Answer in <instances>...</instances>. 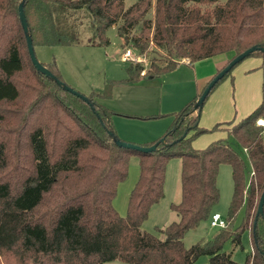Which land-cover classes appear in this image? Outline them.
I'll return each instance as SVG.
<instances>
[{"label":"trees","instance_id":"obj_1","mask_svg":"<svg viewBox=\"0 0 264 264\" xmlns=\"http://www.w3.org/2000/svg\"><path fill=\"white\" fill-rule=\"evenodd\" d=\"M22 1L34 46L76 43L78 26L72 19L86 11L93 27L90 45H109L107 32L116 25L125 49L148 57L149 66L130 62L125 78L107 79L102 91L83 94L84 100L33 64L20 19ZM253 46L257 50L246 58L262 59V99L248 115L212 128L200 124L206 100L225 79L233 80L242 60L215 84L202 107L196 103L210 80L171 114L160 138L141 144L164 139L155 150L116 143L120 137L113 117L119 113L99 99L111 98L117 84L168 73L186 59L193 65L231 53L228 65ZM261 48L264 0H138L127 8L125 0H0V264H196L201 256H208L209 264H264V213L258 214L264 191V126L257 124L264 118ZM44 64L64 81L54 60ZM224 125L227 137L194 147L199 136ZM132 156L139 158L140 172L122 216L113 201L128 177ZM172 158L182 161L181 200L171 204L178 220L157 227L160 237L142 225L164 197ZM222 163L232 167L234 182L226 227L212 240L188 247L186 233L210 221L220 199ZM246 230L253 251L242 263L224 251V244L228 239L239 244Z\"/></svg>","mask_w":264,"mask_h":264},{"label":"rangeland","instance_id":"obj_2","mask_svg":"<svg viewBox=\"0 0 264 264\" xmlns=\"http://www.w3.org/2000/svg\"><path fill=\"white\" fill-rule=\"evenodd\" d=\"M137 1L138 0H125V7H130ZM78 13L79 14H75V17L72 19L73 23L78 26V32H76L78 41H76V43L71 45L59 46L36 45L35 53L37 59L42 63H49L54 60L64 82L80 93L88 95L92 90L102 91L104 83L107 79L119 80L125 78L127 76V67L130 65V61L124 59L125 47L123 46L122 38L118 34L116 25L111 27L107 32L110 39L109 45H90L88 43V40L93 36L91 17L86 11H84V13L82 11ZM135 52L137 51L135 50ZM227 55L230 59L231 53H228ZM145 59L146 60L143 61V63H145L146 66H149V58L145 57ZM250 59L254 58L252 57ZM214 60L216 61L215 58L212 60L204 59L203 61L205 62H201L200 65H197L199 66V70L202 68V71L200 72L202 73L210 70L211 64H209L210 62L208 61ZM196 63L197 62H195L194 64L196 65ZM192 67V65L180 63L177 69H174L173 71L153 78L144 79L143 81L147 82V86L145 87H148L145 90H149L151 92L155 91L160 97L159 103L156 105V108H162V110L156 111L157 113H155L154 115L159 114L161 117L143 119L139 118V116L141 115H135V120L116 117L114 125H116L115 128H117V132L118 126L116 122L124 121L129 123H139V125L126 126L139 127L144 130L158 131L164 128V131L162 132L163 135L167 128L170 126L172 119L174 118L170 115V112L180 111L186 105L185 103L180 104V102H182V100L184 99L187 100L186 98L190 96L188 87L192 81V84H195V79L187 76L195 74L194 68ZM258 71L259 70H256L254 72L258 73ZM254 75L255 76L251 77V80L244 78V80L240 82V85L243 87V89L241 92L242 87H240L239 97L238 95H235L234 104L232 101L229 107H226L227 103L226 101L224 102L225 110L222 111L223 114H228L230 110H233L234 117L232 118H235L236 120L238 118V120L242 118L241 116L244 114L243 112L245 106L247 110L251 101L254 100L256 87L258 89L259 80H257L256 84L255 77L257 74ZM189 80H191V82H188ZM205 82L206 81H203L202 83L197 80L196 83L198 85V92L201 91L202 88L206 85ZM237 85L240 86L239 82ZM143 89L144 88H142V90ZM257 92H259V89ZM115 93H117V95H114L108 99L101 98L99 99V102L103 103L107 107L113 108L112 106H115L120 97L116 90ZM176 102H179V104H176ZM165 110L173 111L165 112ZM136 116H138V118H136ZM224 127L227 128L228 126L226 125ZM229 128H231V126H229ZM226 131L217 130L214 132H210L207 135L205 134L201 136L196 140L195 147L205 148L212 141L220 139L223 136L227 137L228 131ZM162 135H160V137ZM208 135L212 136L211 140H209ZM229 138L234 147H236L240 151V153L244 157H246V153L243 151L237 141H235L232 136H229ZM150 142L152 141H148L146 143ZM133 143L139 144L137 143V141H133ZM181 166L182 161L180 158H172L168 162L166 169L164 197L160 200L159 204L156 206V208H154L153 211L150 210L148 219L142 225V230L153 232L160 237H163V235L156 231V228H163L170 224L172 221L178 220V215L174 211H172L171 204L178 203L181 200ZM139 172V158L137 156H132L130 159L128 177L119 184L117 195L113 201L115 208L122 216L126 215L129 195L136 181L138 180ZM217 184L220 190V199L215 205L213 212L220 213L221 216L226 219L234 190L232 167L229 164L222 163L220 165ZM243 215L244 209L240 211V214L238 215L235 222V226L239 225L243 218ZM220 229L221 228L212 227L210 221L208 220L201 223L197 229L188 231L184 237V243L188 247L197 242L205 243L209 240H212L217 235V233L220 232ZM224 251H226L227 253H231L232 258L235 261L242 263L245 262L247 256L253 251L250 232L246 230L242 234L241 242L239 244H234L231 239H228L224 244ZM105 264L129 263L116 260L107 262ZM196 264H209L208 256H201L196 261Z\"/></svg>","mask_w":264,"mask_h":264},{"label":"crops","instance_id":"obj_3","mask_svg":"<svg viewBox=\"0 0 264 264\" xmlns=\"http://www.w3.org/2000/svg\"><path fill=\"white\" fill-rule=\"evenodd\" d=\"M214 58L216 59V61L215 60L208 61L210 62L209 64L212 65V68L210 65V70H208L207 72H202V73L200 72L202 71V68L199 70L198 69L199 66L197 65H200L201 62L203 63L205 61L203 60L198 61L196 65L195 64L192 65L187 62H184L186 64L193 66L192 68H194L195 74L188 75L187 77H190L192 79L194 78L195 84H192L193 81L191 82V80L188 81V82H191L188 87L190 96L186 98L187 100L185 99L182 100L180 104L188 103L198 94V90H197L198 85L196 83L197 80L202 83L203 81H206L205 83L207 84L208 81L211 80L212 77H214L217 71L223 68L229 60V56L225 53L218 54L216 56L207 58L205 60H208V59L212 60ZM250 58L252 57L246 58L238 66L235 67V69L233 70L234 74L232 73L233 80L231 76L228 77L212 92V94H210V96L208 97V99L206 100L202 108V114H201V119H200V124L202 126L206 128H212L217 122H225V121H232V120H234V122L239 121L238 120L239 118L237 120L235 118H232L234 117L233 110H230L228 114L222 113V111L225 110L224 102L226 101L227 103L226 107L227 106L229 107L232 101L234 104L235 95L236 96L238 95L239 97L240 87H242L240 85V82H242L244 78L251 80L252 79L251 77L255 76L254 74H257L255 77L256 84H257V80H259L258 82L259 92H257L258 89L256 87L254 100L251 101V103L249 104V108L247 110L245 106V109L243 112L244 114L241 117L243 118L246 115H248L254 108H256L260 104L261 99H262V84L261 83L263 81V71L260 68L262 59L256 56H253L254 59H250ZM256 70H259L258 73L254 72ZM186 74H187V71H186ZM238 82L240 86L237 85ZM146 84L147 82L142 80L134 84H123V83L117 84L114 87L113 96L117 95V93H115V90L120 95L119 100L116 102L115 106H112L113 108L109 107L110 109H113L114 111L119 113L113 117L114 124H115L116 117L135 120L134 119L135 115H141V116L154 115L155 113H157L156 111L162 110V108H158V109L156 108V105L159 103V99H160V97L157 95V92L155 91L151 92L149 90H145L148 88V87H145L147 86ZM142 88L144 89L142 90ZM242 89L243 87L241 88V92H242ZM161 101H162V95H161ZM176 104H179V102H176ZM235 108H236V104H235ZM167 111L170 112L173 110H165V112ZM170 113L172 114L174 112H170ZM136 118H138V116H136ZM116 124L118 126V135L120 138L126 141H132V142L137 141V143L139 144H146V142L148 141H154L155 139L159 138L160 135H162V132L164 131V128L158 131H150V130H144L139 127L126 126V125H139V123H129V122H124V121H119V122H116ZM224 126H222L223 130H225ZM207 134L208 133H206V135ZM201 136H199L198 138H200ZM208 137H209V140H211L212 136L208 135ZM222 138H225V137L223 136ZM197 139L193 141L194 147H195V142ZM158 204L159 203L155 204L152 207L151 211H153L154 208H156Z\"/></svg>","mask_w":264,"mask_h":264},{"label":"water","instance_id":"obj_4","mask_svg":"<svg viewBox=\"0 0 264 264\" xmlns=\"http://www.w3.org/2000/svg\"><path fill=\"white\" fill-rule=\"evenodd\" d=\"M19 13H20L21 23L23 25L24 32H25L26 38H27V45H28L29 54H30L31 60H32L33 64L35 65V67L37 68V70H39L42 73L46 74L47 76L55 79L57 81V83L60 86H62L64 89H66L67 91H70L73 94H76V95L82 97L84 100H87V97L85 95H83L82 93H80L76 89L70 87L64 81L58 79L44 63L40 62L37 59L36 53H35V46L33 45V39L31 37V35L29 34L28 21H27V18H26V14L24 12V1H22L20 3V5H19ZM255 50H257L256 46H253V47L245 50L243 53H241V54L237 55L236 57H234L229 62L228 65H226L220 72H218L213 77V79L210 80V82L207 84V86L204 88V90L201 93L199 99L197 100L196 106L202 107L204 101L206 100V97L210 93L211 89L215 86V84L221 78H223L225 76V74L228 73L233 66H235L237 63H239L242 60H244L247 56L250 55V53L254 52ZM261 51L264 52V48H261ZM110 134L113 135L112 132H110ZM160 142H164V139H161L160 141H158V142H156V143H154V144H152L150 146H143V145H139V144H136V143H133V142H128V141L122 140L120 138L116 139V143L119 146L136 149V150L143 151V152H149V151L155 150ZM263 213H264V191H263V193L261 195L259 206H258V214H263Z\"/></svg>","mask_w":264,"mask_h":264},{"label":"built area","instance_id":"obj_5","mask_svg":"<svg viewBox=\"0 0 264 264\" xmlns=\"http://www.w3.org/2000/svg\"><path fill=\"white\" fill-rule=\"evenodd\" d=\"M124 59L134 62V63H140L145 61V56L139 54L138 52H135L133 48L127 47L124 52ZM185 62H189L188 59L184 60ZM257 124L260 126H264V118H259L257 120ZM210 224L212 227L215 228H224L226 227V219L221 216L220 213H212L211 219H210Z\"/></svg>","mask_w":264,"mask_h":264}]
</instances>
